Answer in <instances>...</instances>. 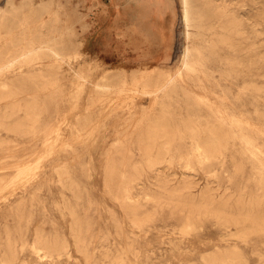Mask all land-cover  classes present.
<instances>
[{"label": "rangeland", "instance_id": "obj_1", "mask_svg": "<svg viewBox=\"0 0 264 264\" xmlns=\"http://www.w3.org/2000/svg\"><path fill=\"white\" fill-rule=\"evenodd\" d=\"M49 1L0 0V62L40 42L64 58L0 74V264H264V186L234 143L201 163L177 130L153 168L139 151L141 124L163 114L177 126L189 107L200 129L236 119L264 144V0H204L228 5L227 16L198 11L208 60L197 80L182 79L187 94L170 97L146 92L160 66H177L179 0ZM143 26L152 46L140 42ZM112 170L132 178L130 198ZM188 180L192 201L165 196ZM207 186L213 196L200 193Z\"/></svg>", "mask_w": 264, "mask_h": 264}, {"label": "bare ground", "instance_id": "obj_2", "mask_svg": "<svg viewBox=\"0 0 264 264\" xmlns=\"http://www.w3.org/2000/svg\"><path fill=\"white\" fill-rule=\"evenodd\" d=\"M48 2L50 3L49 0H48ZM29 3L27 4L28 7L30 6ZM40 3H42V2H40ZM46 3H47V1H46ZM46 3L44 1L43 4H46ZM179 3H180L181 19H182L183 26H184V31H183V33H184L183 34L184 35V45H183L182 50L178 56L177 66H175L176 67L175 70L170 71V69L172 67H170V69H168L166 67L167 64L163 65L162 67L160 66V68H162V69L159 71V73L157 75V80L154 79L155 82H157L156 85L154 84L155 86H157V89L155 91L150 90L151 92H146V94H148L151 97H158L160 95V93H163L166 97H170V96H174V95L178 96L180 94H187L188 93L184 83H182V79L186 76L189 79L197 80L198 79V73L197 72L199 69L198 65L200 63L206 62L208 60V56H209L207 53V49H205L204 46L201 45V40H198V34L199 33H198V31H196V28L202 26L201 24L204 21L202 19L205 18L202 15V13H199L198 11L202 10L203 7H205V8L207 7L208 10L206 12H208V14L206 15V17L220 18V19H223L224 17H226L227 12H228V9H227L228 5L227 6L226 5L225 6H223V5H206L204 3V0H179ZM13 5H15V4L13 3ZM25 5H26V3H25ZM37 7H39V9L41 8L40 6H38V4H37ZM33 8H32V10H33ZM58 8H59V6H58ZM5 9H6V7H4L3 10H1L0 14L2 13V15H3L5 13V11H4ZM36 9L39 11L38 8H36ZM38 11L36 13H38ZM28 12H29V10H28ZM41 12H44V14L46 13L44 10ZM48 12H50V11L48 10ZM44 14L42 13L43 16H44ZM51 18H52V16H51ZM234 19H235V17H234ZM49 21H51V20H49ZM180 24L182 25V23H180ZM47 27H48V25H47ZM226 29H227L228 33H231L233 31L234 27L229 26ZM41 30H42V28H41ZM68 30H71V29H68ZM1 31H2V33L4 32V30H1ZM50 31L51 30H49V32ZM56 32H57V30H56ZM74 32H75V30H74ZM139 32L144 34V37H145V39L140 40V42L141 43L147 42L150 46H152L154 38L151 37V35L148 33L149 29H147L146 26L145 27L143 26V27L139 28ZM63 34H64V32H63ZM227 34H225V35H227ZM57 37H59V36H57ZM70 38H73V37L70 36ZM55 40L57 41V39H55ZM59 40H60V38H59ZM61 40H63V37ZM44 54H47L56 60L57 59H62V60L64 59L62 53L60 51H58V49L53 44H44V43L40 42L38 44L36 43V44L30 45L27 49H25L21 53L13 56V58H11L5 62H0V74L5 72L12 64H16V63H23L24 64L25 62H29V61L31 62L35 59H38L40 56H42ZM144 57H146V55H144ZM161 62H163V61H161ZM143 63L145 64V62H143ZM146 64H147V62H146ZM44 70H46V69H44ZM156 72H157V70H156ZM30 73H32V72H30ZM49 73H52L51 70L49 71ZM55 73H57V75H59L58 72H55ZM155 73H154V75H155ZM114 74H112V75H114ZM80 76L82 77V75H80ZM201 83L203 84V82H201ZM96 85L98 87L102 86L104 88L110 87L108 85H102V84H96ZM154 85L151 84V86L155 87ZM7 87L8 86L6 85V83L0 84V101L3 98V91L5 89H8ZM120 91H122V90H120ZM184 98L186 100L185 96H184ZM154 99H156V98H154ZM13 104H15V102ZM5 105H7V104H5ZM16 106H18V105H16ZM189 106L190 105L188 104V106H186V107H189ZM189 108H188V110L186 109L187 110V112L185 111L186 114L184 113V116L182 117L180 124L177 126H174L171 123V121L166 116H164L163 114L162 115L161 114L160 115L155 114L156 116H154L152 118L151 122L146 123V124L145 123L141 124L142 125L141 128H142L143 132H142V137L139 141V151H140V154L142 155V157L144 158L146 166H148L149 168H153V167L161 164L162 162H164L166 159H168V154L171 150L173 142L177 139V135L180 132L183 136H186V137L191 139L192 144L194 145V148L198 154V159L201 163H209V162H214V161L220 160L222 155H223V149L225 147L224 145L231 141L232 143H234L236 145V148H237L238 152L240 153V155L244 159H248L250 161V163L252 164V168L254 170V174L258 178V181L260 182V184L264 186V144L263 143H262L263 145L258 144V142H257L258 140L255 136L256 134L253 135L252 132H249L247 130V128L245 127L246 124L244 126L241 121L236 120V119H228V118L217 119L214 121H208L207 123L204 124V126L201 125L203 127V129H200V125L197 124V122H195V120H193L192 115L194 113H192L193 112L192 109L190 110ZM193 109H195V108H193ZM147 110H148V108H147ZM142 111H144V109H142ZM196 112H197V109H196ZM144 116H145V114H144ZM145 121H147V120H145ZM0 125H2V121H0ZM177 130L179 132H177ZM116 142H118V141H116ZM224 160H226V159L224 158ZM111 174L114 177H116V179L118 181H124L126 183V186H124V189H123L124 195L126 198H130L131 197L130 196V194H131L130 186L132 183V178L125 179L124 174H122V173L120 174L119 172L114 171V170H112ZM6 176H8V175H6ZM13 180H15V179H13ZM160 180L165 181L166 179H165V177H161ZM185 184H188V187L185 190H183L184 189L183 184L178 185L175 188L174 187L170 188V187L165 185V187H164L165 196H190L189 200L192 201L193 197H191V196H195V194H193L191 192L189 180L187 182H185ZM200 193L203 194V196H213L211 191H210V187H208V186L205 187L203 190H201ZM130 209H131V207H130Z\"/></svg>", "mask_w": 264, "mask_h": 264}, {"label": "crops", "instance_id": "obj_3", "mask_svg": "<svg viewBox=\"0 0 264 264\" xmlns=\"http://www.w3.org/2000/svg\"><path fill=\"white\" fill-rule=\"evenodd\" d=\"M140 36L143 37V36H142V33H140Z\"/></svg>", "mask_w": 264, "mask_h": 264}]
</instances>
